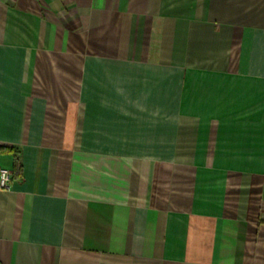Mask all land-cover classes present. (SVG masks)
<instances>
[{
	"label": "crops",
	"instance_id": "0c3cea01",
	"mask_svg": "<svg viewBox=\"0 0 264 264\" xmlns=\"http://www.w3.org/2000/svg\"><path fill=\"white\" fill-rule=\"evenodd\" d=\"M0 264H264V0H0Z\"/></svg>",
	"mask_w": 264,
	"mask_h": 264
},
{
	"label": "built area",
	"instance_id": "2783aa9c",
	"mask_svg": "<svg viewBox=\"0 0 264 264\" xmlns=\"http://www.w3.org/2000/svg\"><path fill=\"white\" fill-rule=\"evenodd\" d=\"M11 180V171L4 168H0V190H8Z\"/></svg>",
	"mask_w": 264,
	"mask_h": 264
}]
</instances>
